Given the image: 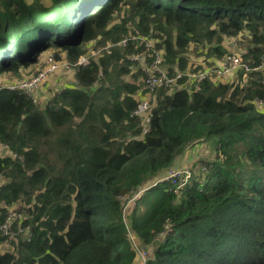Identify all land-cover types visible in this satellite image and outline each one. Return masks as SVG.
Here are the masks:
<instances>
[{"label": "trees", "instance_id": "trees-1", "mask_svg": "<svg viewBox=\"0 0 264 264\" xmlns=\"http://www.w3.org/2000/svg\"><path fill=\"white\" fill-rule=\"evenodd\" d=\"M50 1L0 0V223L20 214L0 264H140L123 221L139 191L130 228L153 247L146 264H264V0ZM138 35L158 40L172 76L188 71L191 45L221 59L237 40L252 70L160 88L143 134L140 85L125 79L146 49ZM93 41L105 50L43 109L1 84L50 49L75 65ZM210 141L199 177L166 179Z\"/></svg>", "mask_w": 264, "mask_h": 264}, {"label": "rangeland", "instance_id": "rangeland-1", "mask_svg": "<svg viewBox=\"0 0 264 264\" xmlns=\"http://www.w3.org/2000/svg\"><path fill=\"white\" fill-rule=\"evenodd\" d=\"M30 2L32 0H29ZM42 3H44L45 5H50L51 1L50 0H41ZM118 20V17L114 20V22H116ZM133 35V33H131ZM136 38V39H134ZM135 40V42H137V45H141L143 43V41L146 42V49L143 50V52L141 53H135L134 55H132L131 58H133L136 55H139L141 57H147L145 61L143 62H133V65L131 66L132 69V74H138V77L136 79V77H133L132 74H130L128 77L126 76L125 79L128 82H132V83H137L140 85V93L143 91V82H142V78L143 75H140V71L143 72L142 67H145L146 64H151L156 60L157 55L159 54H163L162 51L160 50V48L158 47V43H157V39L153 36H148L147 38H145L144 36H133V38ZM234 44L236 45V48L233 49L231 44L228 43L227 44V53L223 56L225 57L227 54L231 53V52H243L246 51V47L243 44H240V42L234 41ZM86 47L88 49V51L90 49L97 51V50H105L104 47L100 46L97 41H93V42H89L86 44ZM55 49H50L49 51H45L42 56L39 58L40 61L36 64H34L33 66L29 67V68H23L21 69L18 74H4L1 77V84L10 87L11 85H14L15 83L22 81L23 79L28 78L29 76H31L32 74H34L35 72L41 70L44 66L45 63L47 62V58L52 56L55 57L54 55ZM188 57H189V68L187 73H190L191 76L188 79V81H185V84H187L189 87H191L192 85V81L196 80L195 76L196 74L199 73V71L203 70L204 68H207L208 70H211L213 68H215V66L220 63L223 59V57L221 59H217L216 56L211 55V54H207V49H199L196 50L194 49V46L191 45L190 48V52L188 53ZM58 60H66V57L63 56L62 59H58ZM74 66H72V68L70 70H59L57 73L53 74L52 76H50V78L43 83L40 88L38 89V91L33 94V96H31L34 101L35 104L38 106V108L43 109L45 108V106L56 96L57 93H59L60 91L66 89V88H70L73 87L76 84V77H75V69L73 68ZM163 67H169V65H167L165 63V59L163 57ZM141 69V70H140ZM197 69V70H196ZM182 72H186V71H182ZM238 72L237 71L235 73H233L231 76L229 77H225L224 79L220 80L221 82H226V81H230L233 80ZM214 79V78H212ZM174 86H177V83L173 86H171L170 88H174ZM181 86V84H179L177 87ZM99 87V85H95L90 89L91 91L97 90ZM213 140V139H212ZM10 152L8 150V148L4 145H2L0 143V156H6L9 155ZM214 156V151H213V143L210 142H203L198 144L195 147H192L190 149H188L182 156H180L174 167L172 168L171 172L175 171L180 173V176L178 177L179 180L182 182H187L192 173L193 176L197 175L199 177L200 173V169L202 168V163L200 162L201 159H206V160H210L211 158H213ZM170 172V171H169ZM167 175V174H166ZM3 182V180H0V183ZM163 186V185H162ZM137 193V194H136ZM136 196L134 198V200L129 201L123 208V221H124V225L127 228V230L129 231V235L131 238V241L134 244V247L137 251L139 250H145L148 255H150V257H152V246H144L142 244V242L136 237V235L134 234V232L131 230L130 226H131V219H132V215L133 213H135V215H140L141 210L143 211L144 206L142 204V202L140 204L137 205L138 203V199H140L141 195H143V191L140 192H135ZM16 207L18 208V206L16 205ZM19 214V213H18ZM20 215V214H19ZM1 242V240H0ZM9 247V244H6L5 242H1L0 244V249L1 250H5ZM138 263L141 264L142 260L141 257L138 254Z\"/></svg>", "mask_w": 264, "mask_h": 264}, {"label": "built area", "instance_id": "built-area-1", "mask_svg": "<svg viewBox=\"0 0 264 264\" xmlns=\"http://www.w3.org/2000/svg\"><path fill=\"white\" fill-rule=\"evenodd\" d=\"M125 40L122 42L125 44ZM160 50L163 53L162 48ZM102 51L97 50L94 51L90 49L87 52L82 55L78 62L74 65L71 64L69 61L66 60H58L56 57H48L47 62L45 63V66L29 76L26 79H23L22 81H19L15 83L14 85H11L9 88L11 89H17L28 96H33L40 86L45 83L50 76L57 73L59 70H70L72 66L77 71L79 67L87 66L90 64L91 60L93 58H97ZM246 51L241 52H231L227 54L225 57H223L222 61L213 69L211 70H203L199 71L198 74L194 75L196 80L202 81L206 78H214L215 81H220L224 79L225 77L231 76L233 73L241 70L250 71L252 68H250V64L248 62H245L243 60V54H245ZM147 57H141L139 55L134 56L132 59L133 62H143L146 60ZM259 70L263 71V83H264V61L261 66L257 67ZM143 70V91L139 93L138 97V105L136 109L133 111V115L139 117L142 121V129L143 134H146L150 130V122L152 117V110L156 103L157 98V91L162 88L166 87L169 88L172 85H174L178 79L182 77H190L191 74L187 72L177 71L175 75H170L167 68L163 67V54H159L156 57V60L151 64H146L145 67H142ZM34 100V99H33ZM259 108L264 109V100H259L257 102ZM180 173L178 172H169L166 176V179L172 180L174 183L182 185L184 182L179 180ZM140 192V191H139ZM137 194V193H136ZM136 194L134 193L132 197L127 201V203L131 200H134ZM139 200V199H138ZM126 203V204H127ZM3 214L0 212V217H2ZM20 219V215L18 212L11 208L8 210V213L3 218L2 222L0 223V235H1V242H5L6 244H9V242L12 240L13 235L15 234L12 230L13 224ZM29 228H20V232H22L24 235H27ZM0 242V244H1ZM139 256L141 257V264H146L148 260H150V255L145 250H139L138 251Z\"/></svg>", "mask_w": 264, "mask_h": 264}, {"label": "crops", "instance_id": "crops-1", "mask_svg": "<svg viewBox=\"0 0 264 264\" xmlns=\"http://www.w3.org/2000/svg\"><path fill=\"white\" fill-rule=\"evenodd\" d=\"M229 43L232 45V44L234 43V41H230ZM232 48L235 49V48H236V45L234 44V45L232 46Z\"/></svg>", "mask_w": 264, "mask_h": 264}, {"label": "bare ground", "instance_id": "bare-ground-1", "mask_svg": "<svg viewBox=\"0 0 264 264\" xmlns=\"http://www.w3.org/2000/svg\"><path fill=\"white\" fill-rule=\"evenodd\" d=\"M100 8V7H99ZM96 10V9H95ZM78 16V15H77Z\"/></svg>", "mask_w": 264, "mask_h": 264}, {"label": "water", "instance_id": "water-1", "mask_svg": "<svg viewBox=\"0 0 264 264\" xmlns=\"http://www.w3.org/2000/svg\"><path fill=\"white\" fill-rule=\"evenodd\" d=\"M263 59H264V57H263Z\"/></svg>", "mask_w": 264, "mask_h": 264}]
</instances>
